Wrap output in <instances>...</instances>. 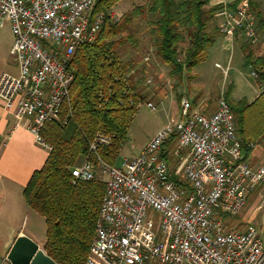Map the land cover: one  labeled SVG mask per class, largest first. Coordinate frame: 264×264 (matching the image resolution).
<instances>
[{
	"label": "built area",
	"instance_id": "2783aa9c",
	"mask_svg": "<svg viewBox=\"0 0 264 264\" xmlns=\"http://www.w3.org/2000/svg\"><path fill=\"white\" fill-rule=\"evenodd\" d=\"M251 1H220L222 36L256 41ZM95 7L96 0H0V27L11 26V55L19 68L17 76L0 77V100L50 151L42 132L60 119L69 100L74 75L68 63L96 40L107 19H120L113 9ZM180 113L122 166L98 156L108 139L100 136L90 144L108 179L86 264H264L259 231H233L225 223L241 214L251 192L264 188V166L243 160L236 119L224 97L206 115L183 96ZM171 158L178 162L180 184L171 178ZM96 176L89 157L72 170L73 182Z\"/></svg>",
	"mask_w": 264,
	"mask_h": 264
},
{
	"label": "trees",
	"instance_id": "16d2710c",
	"mask_svg": "<svg viewBox=\"0 0 264 264\" xmlns=\"http://www.w3.org/2000/svg\"><path fill=\"white\" fill-rule=\"evenodd\" d=\"M124 1L96 0L95 12H108ZM141 1L118 21L107 19L96 40L76 51L68 63L74 75L69 100L63 104L60 119L42 132L52 150L23 194L28 206L45 219L44 251L56 264H86L106 192V182L97 176L73 182V168L89 157L98 170V157L90 152V144L100 136L109 144L98 148V156L116 166L139 107L150 97L142 86L144 69L138 71V62H125L121 55L127 45L139 48L136 21L149 20L155 57L170 67L171 78L186 76L190 82L222 36L216 14L223 6L213 5V0ZM251 3L264 31V14L257 1ZM243 49L245 66L257 75L260 95L252 103L234 101L231 88L225 97L236 119L243 160L249 161L254 148L264 141V58L257 57L249 44ZM169 163L171 178L180 184L178 162L171 158ZM229 218L236 216L225 221Z\"/></svg>",
	"mask_w": 264,
	"mask_h": 264
},
{
	"label": "rangeland",
	"instance_id": "374dc122",
	"mask_svg": "<svg viewBox=\"0 0 264 264\" xmlns=\"http://www.w3.org/2000/svg\"><path fill=\"white\" fill-rule=\"evenodd\" d=\"M220 1L213 0L212 2L217 6ZM253 1H257L256 6L264 14V0ZM140 4H142L141 0L136 2L127 0L116 5L113 10L121 18L131 12L135 5ZM253 16L256 22V41L252 42L243 37L239 39L238 43L232 44L223 36L218 37L207 59L196 68L194 72L196 79L192 82L188 81L186 76L182 80L171 78L170 67L162 65L155 57L149 20L138 19L136 21L134 34L140 41L139 48L127 45L121 51V55L125 62H138V71L144 69L145 78L142 81V86L150 97L139 107L116 166H122L126 159L140 155L160 130L165 129L172 120L181 118L179 100L183 96L189 98L195 111L206 115H208V111L214 113L217 110L220 98L226 99L225 95L231 88L233 89L231 96L233 100H242V98L251 100L255 97L257 77H254L252 68L245 66L243 49L244 45L249 44L257 57L264 58V31L259 28L255 10ZM149 19L151 20V18ZM8 25L10 26L6 22V28L3 27V29H7ZM10 73L17 75V69L12 68ZM148 80H151V83H148ZM149 102L153 103L154 109L148 106ZM97 177L104 182L108 179L101 166H98ZM225 223L228 229L240 231L238 228L241 225L237 216L227 219Z\"/></svg>",
	"mask_w": 264,
	"mask_h": 264
},
{
	"label": "crops",
	"instance_id": "0c3cea01",
	"mask_svg": "<svg viewBox=\"0 0 264 264\" xmlns=\"http://www.w3.org/2000/svg\"><path fill=\"white\" fill-rule=\"evenodd\" d=\"M3 27L6 28L5 24L0 27V77L4 73L17 76L18 64L11 55L14 35L9 25L5 30ZM243 37L224 38L233 44ZM12 68L17 69V75L10 73ZM259 95L257 85L255 97L246 100L252 103ZM180 102L181 99L179 106ZM50 152L35 142L24 122L4 110L0 100V264H55L44 251L45 219L28 206L23 194L32 175L45 165ZM248 162L256 167L264 166V141L254 148ZM263 197L262 187L251 192L247 205L237 217L240 232L254 226L264 243Z\"/></svg>",
	"mask_w": 264,
	"mask_h": 264
},
{
	"label": "water",
	"instance_id": "95a60500",
	"mask_svg": "<svg viewBox=\"0 0 264 264\" xmlns=\"http://www.w3.org/2000/svg\"><path fill=\"white\" fill-rule=\"evenodd\" d=\"M52 260V259H51ZM53 261V260H52ZM54 262V261H53ZM55 263V262H54ZM56 264V263H55Z\"/></svg>",
	"mask_w": 264,
	"mask_h": 264
}]
</instances>
